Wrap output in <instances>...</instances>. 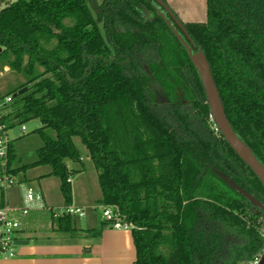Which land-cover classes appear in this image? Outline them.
I'll list each match as a JSON object with an SVG mask.
<instances>
[{
	"label": "trees",
	"instance_id": "obj_1",
	"mask_svg": "<svg viewBox=\"0 0 264 264\" xmlns=\"http://www.w3.org/2000/svg\"><path fill=\"white\" fill-rule=\"evenodd\" d=\"M170 10L206 56L230 126L264 167V0H206L204 22ZM160 12L171 20L155 0H15L0 9V67L24 78L0 95L13 98L2 120L11 128L38 119L43 141L36 161L13 169L11 140L9 171L48 166L69 207L77 170L67 161L81 162L79 137L97 172V203L132 225L133 264L258 263L264 211L221 175L263 205L264 186L221 135ZM27 217L78 231L73 215L52 209ZM105 225L98 214L93 234Z\"/></svg>",
	"mask_w": 264,
	"mask_h": 264
},
{
	"label": "crops",
	"instance_id": "obj_2",
	"mask_svg": "<svg viewBox=\"0 0 264 264\" xmlns=\"http://www.w3.org/2000/svg\"><path fill=\"white\" fill-rule=\"evenodd\" d=\"M166 1L182 22H204L206 20V0ZM202 6L205 11L204 18ZM49 171L50 169H47L45 174L42 175L44 177L48 176ZM70 179L72 187L71 206L89 207L92 209L93 206L98 204L97 201L101 198V192L99 196H96L98 198L80 199L76 195L75 188L73 189V180L72 178ZM22 181H26V179ZM27 183H30V180ZM38 185L40 186V181H38ZM36 191L42 194L47 207L60 209V207L56 208V206L47 205L46 194L41 188L36 189ZM21 193L22 190L17 197L18 206L20 205ZM7 203L9 204L8 198ZM93 218L88 221L86 228L74 226L78 229L74 233L53 230L46 233V236H35L31 235V233L32 231L35 232L36 219H41L37 217H30L29 219L26 217L23 219L21 228L16 235V245L21 244L22 246L18 250L16 249V256L9 259L6 264H133L135 247L131 231L114 229L105 225L101 229L100 235H94L92 231L98 226V214H95V220ZM25 232L26 234H23ZM29 237H33V240L38 237L36 240L39 241L35 240V244L27 246L26 244L30 242L28 240Z\"/></svg>",
	"mask_w": 264,
	"mask_h": 264
},
{
	"label": "rangeland",
	"instance_id": "obj_3",
	"mask_svg": "<svg viewBox=\"0 0 264 264\" xmlns=\"http://www.w3.org/2000/svg\"><path fill=\"white\" fill-rule=\"evenodd\" d=\"M15 0H0L1 5L0 9L5 7V5L9 2H13ZM100 0H96L99 2ZM90 9L94 16L96 13L93 9V6L90 5ZM203 10V18L205 16L204 7L201 8ZM23 76L20 74H14L9 70L7 66L0 67V95H4L5 92L9 89L14 88L21 80H23ZM153 92L156 94L157 90L155 87L152 88ZM24 125L26 128V132H21V126ZM40 121L38 119H33L26 123L17 124L8 129V138L12 140L13 150L15 158L11 163V167L13 169H17L25 164H31L37 160L36 151L39 147L43 145V141L40 135L35 131L38 127H40ZM74 143L76 144L80 154L82 161L81 162H72L70 160L67 161V166L69 169L77 170L71 178L73 180V189L75 188L76 195L80 199L89 200L91 198H98L96 196L100 195V187L97 179V172L89 158L88 151L81 143L79 137H74ZM48 166H33L27 169L25 172H18L15 175L17 180V184L9 187L7 189V198L9 200V204L11 206L18 207V199L20 191L23 187L31 186L33 189L41 188L42 191L46 194V203L48 206H56L63 207V197L59 188L60 181L55 176H46L44 177L42 174H45ZM44 178V179H43ZM26 179V181H22ZM28 180V181H27ZM30 183H27L29 182ZM38 181H40V186L38 185ZM1 198V192H0ZM85 216L80 218L77 215H73V225L81 226L83 228L87 227L88 221L94 217L95 214H99V211H94L89 207H85ZM30 219V217H28ZM41 220H37L35 222V232L32 231L31 235L35 236H46L45 234L53 231L50 221L45 220L42 217H37ZM27 232V231H26ZM23 233V234H26ZM33 237H29V243L27 246H31L35 244V240ZM41 239V238H40ZM32 240V241H31ZM39 241V240H36ZM22 245H16V249L20 248Z\"/></svg>",
	"mask_w": 264,
	"mask_h": 264
},
{
	"label": "built area",
	"instance_id": "obj_4",
	"mask_svg": "<svg viewBox=\"0 0 264 264\" xmlns=\"http://www.w3.org/2000/svg\"><path fill=\"white\" fill-rule=\"evenodd\" d=\"M12 100V95H7L0 99V192H4L3 204H1L0 200V264H6L9 259L16 256V235L21 228L23 219L31 211L52 209L54 215L70 214L77 215L80 218L84 217L86 213L83 207L49 208L45 205L42 194L31 186L23 187L18 207H12L7 203V189L17 184V180L15 175L9 171L8 154L11 140L8 138L9 128L7 123L2 118L9 114V106ZM21 132H26L24 125L21 126ZM68 181L70 182L71 179L69 178ZM92 209L99 211V214L107 222V225L114 229L130 230L132 227L119 214L115 206L97 204ZM256 263L257 261L254 264Z\"/></svg>",
	"mask_w": 264,
	"mask_h": 264
},
{
	"label": "water",
	"instance_id": "obj_5",
	"mask_svg": "<svg viewBox=\"0 0 264 264\" xmlns=\"http://www.w3.org/2000/svg\"><path fill=\"white\" fill-rule=\"evenodd\" d=\"M155 1L163 7V9L169 15L171 20L181 29V32L178 31L173 26L172 21L164 13L160 12L162 17L166 20L167 24L169 25L170 29L173 31L174 35L187 50V53L200 76L202 85L204 87L207 103L209 105L214 122L218 127L221 135L224 137L225 141L230 145V147L234 150V152L240 157V159L251 168V170L255 173V175L259 178L260 182L264 186V167L254 156L250 148L238 138V136L235 134L232 127L230 126V123L225 114L222 100L212 78L210 66L208 64L206 56L200 49H193L192 43L188 41L189 36L186 32L185 27L172 13L170 8L162 0ZM22 90L24 89H21L19 92H21ZM221 177L227 184H229L234 190H236L242 196L248 199L254 206L264 211V205L260 201H258L254 196H252L244 189L236 185L226 176L221 175ZM257 264H264V254L262 255L261 259L258 261Z\"/></svg>",
	"mask_w": 264,
	"mask_h": 264
}]
</instances>
